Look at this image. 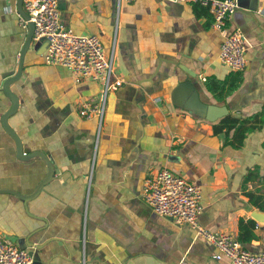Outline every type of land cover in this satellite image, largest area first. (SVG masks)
Listing matches in <instances>:
<instances>
[{
    "label": "crops",
    "instance_id": "0c3cea01",
    "mask_svg": "<svg viewBox=\"0 0 264 264\" xmlns=\"http://www.w3.org/2000/svg\"><path fill=\"white\" fill-rule=\"evenodd\" d=\"M57 1L64 25L96 34L106 54L114 51L122 84L108 94L98 131L79 108L97 102L100 83L76 82L65 67L45 63L46 40H33L10 86L18 108L8 122L24 151L47 152L58 172L27 200L0 192V235L32 249V264H231L213 259L216 248L194 228L154 213L143 182L166 167L198 184L200 224L236 238L239 219L259 207L254 202L264 205V184L244 186L246 173L264 164V0H237L227 22L245 38L247 64L237 73L219 60L224 36L205 7ZM15 9L16 0H0V118L11 105L2 76L16 70L26 33ZM235 74L242 81L225 95ZM219 86L216 97L211 88ZM227 115L251 128L242 144L214 129ZM47 170L40 157L17 158L0 121V189L28 195ZM253 234L249 250H264V227Z\"/></svg>",
    "mask_w": 264,
    "mask_h": 264
},
{
    "label": "built area",
    "instance_id": "2783aa9c",
    "mask_svg": "<svg viewBox=\"0 0 264 264\" xmlns=\"http://www.w3.org/2000/svg\"><path fill=\"white\" fill-rule=\"evenodd\" d=\"M118 3L133 0H117ZM205 7L212 16V27L224 38L219 47V60L230 71H243L247 64L245 38L237 29L227 31L231 14L239 7L237 0H167ZM25 19L15 9L22 28L27 22L34 24L33 39L46 40L44 61L47 64L65 67L74 81L92 80L100 83L97 102L82 103L80 116L94 117L98 131L102 127L105 104L111 90L122 84L121 77L114 76V51L106 54L96 34H76L60 20L57 0H23ZM142 197L151 210L173 220L187 224L196 234L211 242L216 248L213 259L223 257L231 264H264V250L251 251L243 247L238 238L225 231L209 230L199 222L202 213L201 189L198 184L166 167L156 169L145 177ZM33 250L20 248L0 235V264H32Z\"/></svg>",
    "mask_w": 264,
    "mask_h": 264
},
{
    "label": "water",
    "instance_id": "95a60500",
    "mask_svg": "<svg viewBox=\"0 0 264 264\" xmlns=\"http://www.w3.org/2000/svg\"><path fill=\"white\" fill-rule=\"evenodd\" d=\"M23 0H16V9L17 11L20 13L21 16H23L25 19H28V15L25 13V11L23 10ZM249 12L252 13L256 10V7L253 5H250L248 7ZM33 28H34V24L31 21L27 22V26H26V33H25V38L23 41V44L20 48V52H19V58L17 60V67L15 71H11L8 73H5L2 76V91L3 93L9 98V100L11 101V105L10 107L4 111L1 115L0 121H1V125L3 127V129L12 137V139L15 142L16 145V156L19 159H28L31 157H40L44 163L47 166V173L46 176L44 177V179H42L38 185L36 186L35 190L28 194V195H22L21 193H18L17 191H14L12 189H0V192H10V193H14L16 195H18L20 198H22L23 200H27L29 198L34 197L40 190V188L43 186V184L45 182H47L48 180H50L53 176V173H57V168L53 162V159L51 158V156L44 151H31V152H25L23 149V144L22 141L20 139V137L17 135V133L12 129V127L9 125L8 122V118L13 115L17 108H18V97L17 95L10 89V86L17 81L22 73V69H23V61H24V55L27 52V50L30 48L31 43L33 42ZM37 47V43H35L33 45V49L35 50ZM248 217L250 219H252L256 226L258 227H264V209H261L260 207H255L253 208L250 213L248 214Z\"/></svg>",
    "mask_w": 264,
    "mask_h": 264
},
{
    "label": "trees",
    "instance_id": "16d2710c",
    "mask_svg": "<svg viewBox=\"0 0 264 264\" xmlns=\"http://www.w3.org/2000/svg\"><path fill=\"white\" fill-rule=\"evenodd\" d=\"M231 72H240V71H231ZM235 77L230 80L228 84V89L226 90L225 95L231 94L241 83L242 76L240 74H235ZM221 89L212 87V92L216 95V97L220 96V93H217ZM247 122V120H246ZM223 128H226L229 132L231 131V137L232 139H236L238 144H242L244 138L247 136V134L251 131V128L248 126H244L243 122L238 120L235 117H231L229 115L222 118L217 124L214 125V129L221 130ZM253 181L257 185L264 184V164L262 166L256 165L253 169L249 170L246 175L244 176V186H246L247 182ZM247 196H249V199L253 198L255 193L253 191H247ZM254 205H258L261 209H264L263 204H259L257 202H254ZM256 224L255 222L247 218L244 220L243 218L239 219L238 222V240L242 243L243 247L246 249H249L247 245L251 242L252 238L255 236L253 234V229L255 228Z\"/></svg>",
    "mask_w": 264,
    "mask_h": 264
},
{
    "label": "rangeland",
    "instance_id": "374dc122",
    "mask_svg": "<svg viewBox=\"0 0 264 264\" xmlns=\"http://www.w3.org/2000/svg\"><path fill=\"white\" fill-rule=\"evenodd\" d=\"M40 41H43V38H41Z\"/></svg>",
    "mask_w": 264,
    "mask_h": 264
}]
</instances>
